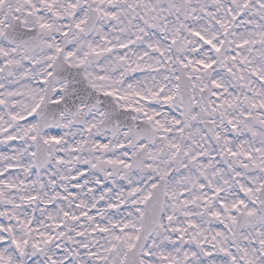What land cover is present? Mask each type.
<instances>
[{
    "label": "snow or ice",
    "instance_id": "snow-or-ice-1",
    "mask_svg": "<svg viewBox=\"0 0 264 264\" xmlns=\"http://www.w3.org/2000/svg\"><path fill=\"white\" fill-rule=\"evenodd\" d=\"M0 264H264V0H0Z\"/></svg>",
    "mask_w": 264,
    "mask_h": 264
}]
</instances>
